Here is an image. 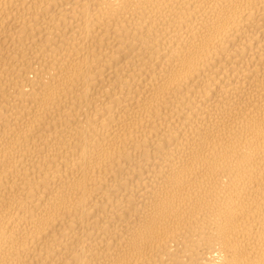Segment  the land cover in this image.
Masks as SVG:
<instances>
[{
    "label": "bare ground",
    "instance_id": "obj_1",
    "mask_svg": "<svg viewBox=\"0 0 264 264\" xmlns=\"http://www.w3.org/2000/svg\"><path fill=\"white\" fill-rule=\"evenodd\" d=\"M0 264H264V0H0Z\"/></svg>",
    "mask_w": 264,
    "mask_h": 264
}]
</instances>
